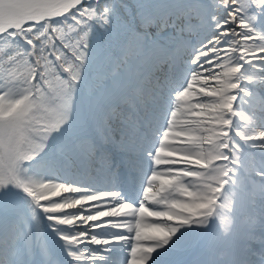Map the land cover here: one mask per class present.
Here are the masks:
<instances>
[{
	"label": "snow or ice",
	"instance_id": "1",
	"mask_svg": "<svg viewBox=\"0 0 264 264\" xmlns=\"http://www.w3.org/2000/svg\"><path fill=\"white\" fill-rule=\"evenodd\" d=\"M0 264H264V0H0Z\"/></svg>",
	"mask_w": 264,
	"mask_h": 264
}]
</instances>
